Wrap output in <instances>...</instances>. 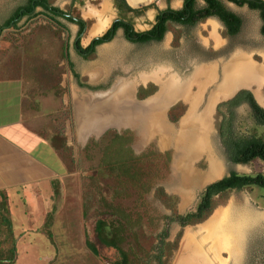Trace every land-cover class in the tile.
<instances>
[{"label":"rangeland","instance_id":"rangeland-1","mask_svg":"<svg viewBox=\"0 0 264 264\" xmlns=\"http://www.w3.org/2000/svg\"><path fill=\"white\" fill-rule=\"evenodd\" d=\"M26 1L0 0V75L10 73L23 79L29 101L34 99L36 102V109L30 106L31 114L28 113L30 117L26 118L25 126L47 140L55 134L63 135L66 143L68 139L70 151L62 158L63 173L58 180V185H52L51 195H47L44 199L41 190L42 202L39 207L46 202L45 213L39 218L40 216H33L37 211L32 213L30 206L26 210L34 223L38 218L39 223L41 221L44 225L33 228L31 223L23 227H18L17 221L14 223L13 235L16 241L20 239L18 244L16 243L15 264H110L117 258L114 251L100 246H98L99 257L95 258L85 248L86 238L94 242L95 218L92 213L86 218L83 217L82 196L88 190L87 185L93 173L91 168L98 161L97 148L85 150V146L91 139L97 141L106 131H115L110 128L95 138L90 134L89 131L92 129L89 130V128L96 127L97 123L87 128L88 120L85 117L99 113L100 106L104 107L108 102V96L111 101L114 100V94L119 86L120 88L125 86L127 95L131 91L132 96L127 98L126 107L132 106L135 109L140 106L137 104H144L149 98L155 101L164 90L162 85L167 83L168 79H172L179 88L182 87L184 90L182 97L188 98H180L164 106L162 117L158 118L160 123L153 132L150 131L149 135L153 136L148 139H142L136 129L116 131L118 134L124 131L132 133L128 136L127 146H130L135 155H141L147 151L153 154L159 153V155L168 153V162L158 159L157 155H151L144 164L152 175L156 174L154 183L162 186L168 195L176 198L178 214L183 215L191 211L204 188L221 180L230 172L239 175H264V162L260 160L250 165H233L221 157L214 128L215 110L218 104L229 99L219 101L222 98L220 96L217 98V102L213 104L215 108L214 111L212 109V115L206 116L203 138H198V132L195 133L197 137L186 135V131L181 132L186 118L191 120L192 117L206 111L208 100L213 97L216 86L223 84L220 80L226 66L234 61L235 57L244 56L247 48L264 45L260 37L261 23L257 13L248 10L246 6L234 7L236 13L245 22L246 31L241 38L234 41L232 46L226 39L224 28L220 23L214 19H208L198 24L192 31L170 26L161 42L144 45L127 41L119 30L110 41L96 47L93 54H81L74 49L77 39L81 47L85 48L94 40L101 38L113 23L121 18L111 0H49L50 5L58 8L63 15L69 14L84 22L85 30L79 38H77L78 27L62 17H58L55 22L49 21L43 15L31 20L24 17L17 22L15 28H3L4 22ZM150 2L149 6L144 7L150 8L139 16L127 15L135 32L142 33L150 29L157 11L167 8L178 10L182 7V0L168 2L150 0ZM203 5L202 1L198 2L199 8ZM35 12H42V9L37 8ZM219 38L222 43L225 42L220 49L216 44V39L219 41ZM214 48L219 49L216 50L218 55H214ZM212 68L215 70L212 71ZM207 71L211 74L204 73ZM75 74L78 78H75ZM207 75L210 79L201 86L199 91L198 81L203 79L205 81ZM176 85L171 84L172 87ZM98 86L102 88L98 90ZM149 87L152 88L149 90ZM139 88L154 90L151 95L139 99ZM233 94L234 92L231 95ZM193 98H197L193 103L194 106H192ZM95 99L100 101V104ZM176 105H181L183 112L175 123H171L168 120V113ZM97 107L99 111L96 110ZM238 116L241 120L240 129L250 127V113L247 107H241L238 110ZM204 118L205 115L203 120ZM95 134L98 136L99 132ZM184 140L203 145V150L194 155L195 160L189 163L194 172L191 171L187 181L196 185L200 184L197 187H188L189 184L185 182L181 173L184 165L182 154L184 151L181 150V145L185 143ZM211 159L220 165L221 175L207 183H202L206 181L200 175L207 174L208 161ZM103 184L105 186H101L100 191L105 193L112 190L113 183L110 180H104ZM127 191L132 198L125 201V208L135 209L136 193L134 192L136 190L131 188ZM152 192L153 190L146 195V201L149 204L148 207L153 210L151 212L153 216L168 215L169 212L159 202L154 201ZM263 195L264 191L257 187L250 190L231 191L226 199L219 201L217 208L202 224L184 229L175 224L171 225L169 240L173 241L178 235L181 237L170 264H178L182 258L185 233L188 230L206 226L213 220L214 215L220 212L226 213L228 224L234 221L239 230L235 235L237 236L236 244L233 242L237 248L235 253L232 254L231 249L226 248V252L219 255L221 262L223 264H264ZM48 216L51 218L50 222L47 220ZM48 233L50 236L47 235Z\"/></svg>","mask_w":264,"mask_h":264},{"label":"trees","instance_id":"trees-1","mask_svg":"<svg viewBox=\"0 0 264 264\" xmlns=\"http://www.w3.org/2000/svg\"><path fill=\"white\" fill-rule=\"evenodd\" d=\"M111 1L121 18L86 49L81 48L80 41L77 39L75 44L77 52L91 51L93 54L96 47L110 41L119 30L127 41L144 45L161 42L170 26L192 31L198 24L213 18L223 25L225 36H234L239 32L242 20L230 12L224 2L238 7L247 5L249 9L258 12L262 22L260 32L264 38V0L250 3L242 0H183V6L179 10L159 11L155 17V24L146 33L135 32L127 15L139 16L150 7L133 10L124 0ZM197 1H202L204 6L197 8ZM37 8L42 9V12L36 13ZM39 15H43L52 22L62 17L76 25L77 38L85 30V24L79 18H76L78 20L76 21L64 16L58 8L50 5L49 0H27L4 22L3 28H15L20 19L26 17L27 20H31ZM75 78H78V75L75 74ZM83 87L86 88V86ZM56 88L61 90L59 87ZM150 88L152 87H149V90ZM55 91L57 92L56 89ZM152 91L139 88L138 98L143 99L151 95ZM242 106L248 108L249 120H251L250 127L244 130L240 129L241 120L238 116V110ZM215 111L214 128L221 157L233 165H250L256 160L264 162V109L256 103L252 94L241 90L233 98L218 104ZM182 112L181 105L174 106L169 110L168 120L175 123ZM130 134L132 133L129 131L118 134L116 131L109 130L97 141L89 140L85 146V150L92 148L98 150V161L91 168L93 173L87 185L88 190L82 196L83 217L86 218L92 213L95 218L94 242L88 238L85 240V248L95 258L99 257L98 246H100L114 251L117 255L110 264H170L181 237L178 235L173 241L169 240L171 225L175 224L184 229L202 224L217 208L219 201L226 199L231 191L250 190L253 187L264 191V175H239L230 172L221 180L206 186L200 193L195 207L180 215L176 211V198L168 195L162 186L154 183L156 174L152 175L144 164L151 155H157L158 159L168 162V153L159 155V153L153 154L147 151L141 155H135L130 146H127ZM50 144L61 160L70 151L63 135H53L50 138ZM104 180H110L113 183L112 190L105 193L99 189L105 186ZM51 184L57 186L58 181H53ZM131 188L136 190L134 192L136 193L135 209L128 210L124 203L132 198L127 191ZM152 190L154 201L159 202L169 212L168 215L153 216L151 213L153 210L148 207L146 195ZM262 200L264 203V195ZM49 216L47 220L50 222ZM47 235L50 236L49 233ZM16 254V239L13 235L8 200L5 193H0V264H15Z\"/></svg>","mask_w":264,"mask_h":264},{"label":"crops","instance_id":"crops-1","mask_svg":"<svg viewBox=\"0 0 264 264\" xmlns=\"http://www.w3.org/2000/svg\"><path fill=\"white\" fill-rule=\"evenodd\" d=\"M225 5L230 11L236 13L232 4ZM261 40L264 44V40L262 38ZM216 44L220 49L224 46L223 44L225 42L222 43V40L219 38V41L216 39ZM217 48H214V50H219ZM244 57L249 59L248 61L254 65L253 72L256 76L251 80L253 83L250 81L249 89H238L230 97L226 99L222 98L219 101L230 99L238 91L245 90L249 91L256 103L264 109V45L257 48L254 46L251 49L247 48ZM25 85L23 79L13 74L0 75V193H5L7 197L12 228H14L16 221L18 227H23L25 224L31 223L33 228H40L42 222L40 221L39 223V219L37 218L34 223L31 215L26 210L30 206L32 213L37 211L33 216L42 217L46 209H44L46 202H44L43 206L39 207L40 202H42V192L44 199L47 195H51V183L61 178L63 165L57 152L51 148L50 139L47 140L44 136L31 132L24 124L27 120L26 118L30 117L31 113L29 110L31 107L36 109L35 100L29 101ZM98 87L102 88V86ZM114 96L113 103L109 96L107 97L108 102H106L104 107L100 106L101 110L99 113L95 115L85 114L87 115L85 119L88 120L87 128L97 123L96 127L89 128V130L92 129V131H89L90 134L97 138L102 132L110 128L117 132L129 128L131 131L136 129L142 139H148L153 136L149 135L150 131H154L159 123L157 120L162 117L163 111V108L161 110L158 108L157 98L155 101L149 98L144 104H137V106H140L138 109H135L132 106L126 107V100L128 97L131 98L132 95L131 91L127 95L125 86L121 88L119 86ZM95 101L98 100L95 99ZM98 103L100 104V101ZM165 103L164 99L163 104ZM96 110L99 111L98 107ZM98 132L99 135L96 136L95 133ZM66 145L69 146L68 139ZM207 151L209 154L208 143ZM214 162L211 163L208 161V167L210 165H217L220 170L219 173H221L220 165L216 161ZM191 171L194 172L193 170ZM200 176H203L204 181H206L202 183L209 182L206 173ZM183 178L185 179V176ZM185 182L189 184L188 187H197L200 185L191 183L186 179ZM33 233L39 234L36 231H33ZM19 240L18 238L16 241L17 244Z\"/></svg>","mask_w":264,"mask_h":264},{"label":"bare ground","instance_id":"bare-ground-1","mask_svg":"<svg viewBox=\"0 0 264 264\" xmlns=\"http://www.w3.org/2000/svg\"><path fill=\"white\" fill-rule=\"evenodd\" d=\"M248 60L249 59H246V57L244 56H239L238 58H235L234 61L230 62L229 65L226 66L225 68L226 70L223 71L221 78L223 84H219V86H216V89L213 91V97L208 100L206 111L201 115L192 117L191 120L186 118L183 122L184 127L182 128L180 127L182 130L181 132L186 131V135L188 136L194 135V137L195 136L197 137L198 135V138L200 139L203 138V133H204L203 131L205 130V126L207 122L206 116L212 115V109L214 110L213 104L217 102V98L220 96L221 98L226 99L238 89L248 88L250 81L255 78L256 74L253 72L254 65L250 63V61ZM213 70H215V68L214 69L212 68V71ZM205 74H211V72L207 71L205 72ZM208 78L209 75H207L205 81L204 79L203 81L200 80L202 82L198 81V83H200L198 85L199 91L202 88L201 86H203L204 82L205 83L208 82ZM169 81H171L170 84L168 83ZM168 82L164 84V87L166 89L164 88V90L157 97L156 100L158 103L157 105L159 110H161L164 105L163 104L164 99L165 102H167V104L180 98L188 99L186 96L182 97L184 90L182 89V87L179 88L178 85L177 87L179 89L174 90L172 92L169 91L168 89H170L171 84L173 83L176 85V83L172 82V79L170 80L168 79ZM196 99L197 98H193L192 106H194L193 103H195ZM204 115L205 118L203 120ZM157 121L160 123L159 120ZM189 131L192 132L190 133ZM196 132H198L197 135H195ZM181 146H182L181 150L184 151V153H182L184 158V165L181 168V173L183 172L182 176H185V179L187 180V177H189L190 174L192 173L191 172L192 169L189 166L190 165L189 163L195 160L194 155H197L200 150H203V145H200L194 141L188 142L187 140ZM209 162L215 163L213 159L209 160ZM219 172L220 170L218 169L217 165H210L207 171L208 181L219 177L221 175V173ZM232 216L234 215L232 214ZM225 217H226V213L220 212L216 216L214 215L213 220L206 226L198 227L197 229L188 230L185 233L184 246L181 254L182 258L179 260L178 264H223L220 260L221 258H219L220 253L226 252V248L231 249L232 254L235 253V250L237 249L235 247L237 236L235 235H237V232H239V230L236 228L238 225H235L234 221L230 222L231 224L230 223L228 224V222L226 221L227 217L226 218ZM233 242H235V244Z\"/></svg>","mask_w":264,"mask_h":264},{"label":"flooded vegetation","instance_id":"flooded-vegetation-1","mask_svg":"<svg viewBox=\"0 0 264 264\" xmlns=\"http://www.w3.org/2000/svg\"><path fill=\"white\" fill-rule=\"evenodd\" d=\"M167 1V0H166ZM256 1H263V0H256ZM168 2V1H167ZM198 2L199 1H197L196 2V7L197 8H199L198 7ZM225 4H231V3H226V2H224V5ZM234 7H235V5L234 4H232ZM182 6H183V0H182ZM204 6V5H203ZM202 6V7H203ZM244 6H246L247 7V9L248 10H250V11H252V12H255V13H257V15H258V18H259V20H260V17H259V13L258 12H256V11H253V10H251V9H249V7L247 6V5H243V6H236V7H238V8H242V7H244ZM202 7H200V8H202ZM225 7L228 9V7L225 5ZM182 8V7H181ZM168 9H170V10H173V11H176V10H174V9H171V8H167V9H165V10H162V11H166V10H168ZM179 10V9H178ZM229 10V9H228ZM230 11V10H229ZM158 12L159 11H157V13H156V15H155V17L157 16V14H158ZM230 12H232V11H230ZM233 13V12H232ZM13 14V13H12ZM233 14H235L236 16H238L241 20H242V25H241V27H240V30H239V32L236 34V35H234V36H227L226 35V39L229 41V42H231V46H232V44L234 43V41L237 39H239V38H241V36H243V34H244V31H246V25H245V22L243 21V19L240 17V15H238V14H236V13H233ZM12 16V15H11ZM10 16V17H11ZM64 16H68L70 19H72V20H76V21H78L76 18H74V17H71V16H69V15H64ZM155 17H154V23L151 25V27H150V29H148L146 32H148V31H150L151 30V28L153 27V25L155 24ZM215 21H217L218 23H220L219 22V20H217L216 18H213ZM81 20V19H80ZM82 21V20H81ZM117 21V20H116ZM115 21V22H116ZM83 22V21H82ZM114 22V23H115ZM84 23V22H83ZM260 30H261V26H262V22H261V20H260ZM220 25L223 27V25L220 23ZM225 31V30H224ZM119 31H117V33H118ZM146 32H142V33H146ZM260 32V31H259ZM116 33V34H117ZM260 36H261V38L264 40V38L262 37V35H261V32H260ZM76 44V43H75ZM92 44V43H91ZM91 44H89L87 47H89ZM81 46V45H80ZM230 46V48H232ZM87 47H85V48H83V47H81L82 49H86ZM74 49L76 50V45L74 46ZM95 50H96V48H95ZM213 52H214V55H218L217 53V51H215V50H213ZM79 53H81V52H79ZM86 54H91V51L90 52H85ZM82 54V53H81ZM247 59V58H246ZM205 73V72H204ZM216 74V73H215ZM221 78H222V76H221ZM209 79H210V77L208 78V81H209ZM218 79H220V78H218ZM217 81H219V80H217ZM221 81V80H220ZM200 82H202V81H200ZM165 84V83H164ZM164 84L162 85L163 87H164ZM205 85V82H204V84H203V86ZM165 88V87H164ZM144 89H146V88H144ZM166 89V88H165ZM168 89V88H167ZM177 89H179L178 87H177V85L176 86H171L170 87V89H168L169 91H174V90H177ZM162 93V92H161ZM160 93V94H161ZM165 105H167V102L164 104V106ZM164 106L162 107V108H164ZM166 107V106H165ZM215 108V107H214ZM214 111V110H213ZM204 112H202V114H203Z\"/></svg>","mask_w":264,"mask_h":264},{"label":"water","instance_id":"water-1","mask_svg":"<svg viewBox=\"0 0 264 264\" xmlns=\"http://www.w3.org/2000/svg\"><path fill=\"white\" fill-rule=\"evenodd\" d=\"M124 1L126 2L127 6L133 10L142 9L151 4L150 0H132V1L124 0ZM242 1L250 3V2H255L256 0H242Z\"/></svg>","mask_w":264,"mask_h":264}]
</instances>
